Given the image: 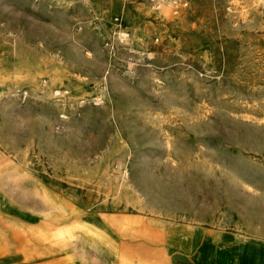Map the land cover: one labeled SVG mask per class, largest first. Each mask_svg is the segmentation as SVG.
<instances>
[{
    "label": "rangeland",
    "instance_id": "obj_1",
    "mask_svg": "<svg viewBox=\"0 0 264 264\" xmlns=\"http://www.w3.org/2000/svg\"><path fill=\"white\" fill-rule=\"evenodd\" d=\"M0 170L28 216L46 189L112 245L128 214L264 236V0H0Z\"/></svg>",
    "mask_w": 264,
    "mask_h": 264
},
{
    "label": "crops",
    "instance_id": "obj_2",
    "mask_svg": "<svg viewBox=\"0 0 264 264\" xmlns=\"http://www.w3.org/2000/svg\"><path fill=\"white\" fill-rule=\"evenodd\" d=\"M88 216L107 226L110 232H122L124 228L122 218ZM124 219L125 225L133 226L128 229L131 234L125 235L120 244L127 262L264 264V236L251 234L240 226L224 228L220 224L169 222L133 214L125 215Z\"/></svg>",
    "mask_w": 264,
    "mask_h": 264
},
{
    "label": "bare ground",
    "instance_id": "obj_3",
    "mask_svg": "<svg viewBox=\"0 0 264 264\" xmlns=\"http://www.w3.org/2000/svg\"><path fill=\"white\" fill-rule=\"evenodd\" d=\"M42 190L39 200L36 198L40 201L39 219L23 212V202V206L18 207L0 191V264H79L75 259L78 238L89 242L93 252L111 251L112 264H134L124 260L120 246L110 244L105 228L94 225L89 218L79 223L81 214L74 205ZM42 211L47 213L42 214Z\"/></svg>",
    "mask_w": 264,
    "mask_h": 264
},
{
    "label": "built area",
    "instance_id": "obj_4",
    "mask_svg": "<svg viewBox=\"0 0 264 264\" xmlns=\"http://www.w3.org/2000/svg\"><path fill=\"white\" fill-rule=\"evenodd\" d=\"M122 35H124V36H122L121 42L124 41L127 38V35L126 34H122Z\"/></svg>",
    "mask_w": 264,
    "mask_h": 264
}]
</instances>
